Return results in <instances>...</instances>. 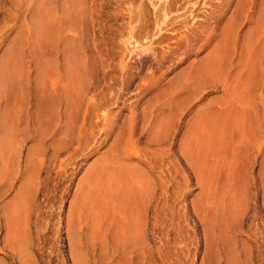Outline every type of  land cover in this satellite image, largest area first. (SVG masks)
I'll return each instance as SVG.
<instances>
[{
    "label": "rangeland",
    "instance_id": "374dc122",
    "mask_svg": "<svg viewBox=\"0 0 264 264\" xmlns=\"http://www.w3.org/2000/svg\"><path fill=\"white\" fill-rule=\"evenodd\" d=\"M53 1L0 0V264H264V0Z\"/></svg>",
    "mask_w": 264,
    "mask_h": 264
},
{
    "label": "bare ground",
    "instance_id": "6f19581e",
    "mask_svg": "<svg viewBox=\"0 0 264 264\" xmlns=\"http://www.w3.org/2000/svg\"><path fill=\"white\" fill-rule=\"evenodd\" d=\"M19 1V0H18ZM29 1H31V0H29ZM49 1V0H48ZM51 2H52V0H50ZM80 1V0H79ZM33 2H34V0H33ZM38 2V1H37ZM55 2V0L53 1V3ZM164 2V1H163ZM247 2V1H246ZM251 2V1H250ZM253 2V1H252ZM27 3H30V2H27ZM52 3V4H53ZM76 3V2H75ZM74 3V4H75ZM31 4V3H30ZM51 4V3H50ZM51 4V5H52ZM78 4V3H77ZM246 4H248V2L246 3ZM249 4H251V3H249ZM249 4H248V6H249ZM243 5H245V3L243 4ZM53 6H54V4H53ZM52 6V7H53ZM246 6V5H245ZM243 8H245V7H243ZM248 8V7H247ZM250 8L251 9H257L258 10V12H259V17H258V20H257V23H256V26H255V28H254V30H253V33L252 34H254L255 36H256V39H258V40H262L263 42H261V43H263L262 44V46L260 45L261 43H258L261 47L259 48V50H258V48H256L255 49V51L256 50H258L259 51V54H260V52H261V54L264 52V2L263 3H257L256 1H254L253 2V4H252V6H250ZM66 9H64V11H65ZM68 11V10H67ZM62 12H63V10H62ZM66 14L68 13L69 14V12H65ZM64 13V15L62 14V17L65 19V21L66 20H68V19H66V18H68L67 17V15ZM53 15H51V17H49V21L50 20H52L53 21V23H52V21H51V24L55 27V25H54V21H55V18H53L52 17ZM58 16V15H57ZM56 16V17H57ZM61 16V15H60ZM69 17H70V15H69ZM51 18V19H50ZM60 18V17H59ZM63 18H62V20H63ZM58 19V18H57ZM58 20H60V19H58ZM57 20V21H58ZM57 21H55L56 23H57ZM59 22V21H58ZM57 26V25H56ZM59 29H61V30H59ZM59 31L57 30V32H58V34H61V32H62V36H64V37H66L64 34H63V29L62 28H60L59 27ZM65 30V29H64ZM232 31H233V25H230L229 27H228V29H227V31H226V38L224 39L225 40V43L227 42V40H228V38H230V37H232L233 36V34H232V36H231V33H232ZM57 34V35H58ZM230 36V37H229ZM58 37V36H57ZM62 37H60V39H61ZM233 38V37H232ZM65 39V38H64ZM255 39V38H254ZM255 39V40H256ZM58 40V39H57ZM62 41H63V38L61 39ZM251 40H253V38H251ZM65 41V40H64ZM66 42V41H65ZM67 43V42H66ZM71 43H72V41H71ZM251 43H253V45L255 46V44H254V40H253V42L251 41L250 43H249V45L251 44ZM73 44H74V40H73ZM252 45V44H251ZM254 46H252V47H254ZM258 46V45H257ZM248 47V46H247ZM251 47V49H253ZM249 48H250V46H249ZM249 48H247L250 52L252 51V50H250ZM219 49H222V48H219ZM218 50V49H217ZM248 50H246V51H248ZM248 51V52H249ZM12 53H13V50L11 51ZM10 52V53H11ZM220 52H222L221 50H220ZM247 52V53H248ZM258 52H256V54H257ZM218 54H219V56L220 55H222V53H219L218 51H216V53H215V56L214 57H217L218 56ZM257 55V56H255L254 54H252V55H254V58H259V56H261V58L264 56V55ZM8 55L10 56V54L8 53ZM248 55V54H247ZM8 57V56H7ZM213 56H212V54H211V58H212ZM253 58V59H254ZM261 58H259L258 60H259V63H260V61L262 62V60L264 59H261ZM7 59V58H6ZM5 59V62H3V63H5V64H2V66L4 65V67H2L3 68V72H2V74L0 75V76H4V75H8V82H9V80H12L11 79V72H10V69L11 68H15V66L16 65H18L17 63H15V64H13L14 62H16V61H13V60H15V59H8L9 61H7ZM261 59V60H260ZM12 60V61H11ZM70 61L71 60V58H69V59H67V61ZM7 61V62H6ZM256 61H257V59H256ZM256 61H254V62H256ZM75 62V61H74ZM210 62H212V60L210 61ZM213 63H215L214 61H213ZM69 64V63H68ZM68 64H66L65 63V67L68 65ZM256 64V63H255ZM258 64V63H257ZM261 64V63H260ZM260 64H258L259 66H257L258 68H260L261 69V67H260ZM15 65V66H14ZM20 65V64H19ZM18 65V66H19ZM18 66H16V67H18ZM21 66V65H20ZM254 67L256 66V65H253ZM69 67V69H70V65L68 66ZM256 67V68H257ZM262 67H263V62H262ZM20 68L21 67H19V70H20ZM15 70V69H14ZM1 71H2V69H1ZM17 71V69L15 70V72ZM5 73V74H4ZM4 74V75H3ZM14 77V76H13ZM1 78V77H0ZM241 78V77H240ZM3 79H4V77H3ZM4 81V80H3ZM3 81H1V82H3ZM5 81H7V80H5ZM7 82V83H8ZM11 82V81H10ZM238 86L239 87H241V88H244L245 89V87H242V86H240V84H238ZM245 86H248V85H246L245 84ZM241 88H240V90H241ZM248 88V87H247ZM236 90H237V87L235 88ZM235 89L233 90V92H231L230 94H229V98H232V97H236L237 95H236V93H235ZM239 89V88H238ZM245 90H248V89H245ZM239 91V90H238ZM238 91H236V92H238ZM239 97V96H238ZM238 97H236L237 99H238ZM241 98V100H242V98H243V96L242 97H240ZM239 98V99H240ZM244 99V98H243ZM245 100H247V99H245ZM244 100V101H245ZM236 101H240V100H236ZM243 101V100H242ZM238 104V102L237 103H233V104H230V105H227V107H226V109L223 111V115H224V113H226L228 116H231L232 117V122H234L233 123V126L234 125H237V126H240L241 125V120H242V118H241V114L240 115H238L239 113H237V105ZM225 114V115H226ZM223 117V116H222ZM227 119V118H226ZM228 120V119H227ZM230 120V119H229ZM224 121V120H223ZM212 122H214V119H213V121ZM230 122V121H229ZM211 123V122H210ZM209 123V124H210ZM214 123H216V125H217V122H214ZM223 123V122H222ZM225 123V122H224ZM228 124V123H227ZM227 126V125H226ZM214 127H215V125H214ZM213 127V128H214ZM219 127V126H218ZM224 127V126H223ZM227 128V127H226ZM216 129V128H215ZM195 140V142L197 143V141H198V139H197V141H196V139H194ZM209 141V140H208ZM199 143V142H198ZM190 145V144H189ZM3 146H4V144H3ZM191 146V145H190ZM193 146V148H194V145H192ZM197 147H199V146H197ZM4 149H5V146L3 147ZM2 148V149H3ZM8 148V147H7ZM1 149V150H2ZM189 149H191V148H189ZM197 150H198V148H196ZM199 150H200V148H199ZM3 151V150H2ZM194 151V150H193ZM193 151H192V153H193ZM4 152H6V151H4ZM4 152H0V153H4ZM188 152H190V156H192V153H191V150L190 151H188ZM196 154V153H195ZM1 157H2V155H1ZM194 157H195V155H194ZM3 158V157H2ZM196 158V157H195ZM117 164V163H116ZM102 166V168H100L101 170L104 168V166H103V164H101ZM117 166V168L115 169V167H114V169L112 168V170L114 171V174H115V172H117V174H115V175H117V176H119L118 177V179H119V181L122 183V180H125V179H128L127 180V190L129 191V194H134V195H137V193L139 192V189H138V187L136 186V184L138 183V177L137 178H135V175H133L134 173H133V170L132 169H130V168H128V167H126L125 165H121L120 163H118V165H116ZM96 168V167H95ZM93 169V171H89L90 173H89V175L88 176H90V174H92L91 175V178H90V180L92 179V178H95V177H92V176H95L96 175V178H95V182H93L92 184L91 183H89V184H91V186H90V190L88 189L89 188V185H87L88 186V188L87 187H85V188H87L88 190H86L85 189V191H88L89 193L88 194H90V195H87V196H91L92 195V197H93V199H95L94 197H96V199L97 198H99V199H103V198H106L105 197V195L106 196H109L110 197V191H112V186H113V183H111V184H106L107 183V181L106 182H103V181H105V179L106 178H108L109 179V182H111L110 180H112V178H113V176L112 175H114L113 174V171L111 170H108L109 169V167H107V165H106V171L105 170H103L104 172H102L101 171V173L99 174V171H97L98 169L96 168V169ZM105 169V168H104ZM116 170V171H115ZM97 171V172H96ZM92 172V173H91ZM97 174H96V173ZM136 174V173H135ZM87 176V177H88ZM111 176H112V178H111ZM111 178V179H110ZM115 178H116V176H115ZM97 179V180H96ZM107 179V180H108ZM117 179V178H116ZM88 180V179H87ZM113 180H115V179H113ZM116 181H118V180H116ZM120 182L118 183V185H117V187H118V189L119 188H121V186H120ZM86 184H88L87 183V181H86ZM120 186V187H119ZM83 190H84V188H83ZM126 190V191H127ZM92 197H88V198H92ZM81 197H79V199H80ZM79 199H78V201H79ZM85 199V198H84ZM98 199V200H99ZM81 200V199H80ZM83 200V199H82ZM82 200H81V202H82ZM105 200V199H104ZM84 202H86V201H84ZM78 203H80V202H78ZM87 204H88V202L85 204V206L86 207H88L87 206ZM77 205V204H76ZM83 205V204H82ZM90 205H92V204H90ZM78 206H79V204H78ZM77 206V207H78ZM77 239V238H76ZM79 239V238H78ZM77 239V240H78Z\"/></svg>",
    "mask_w": 264,
    "mask_h": 264
}]
</instances>
